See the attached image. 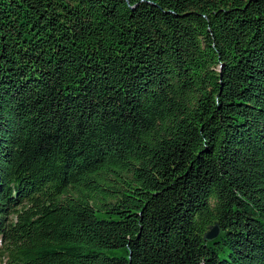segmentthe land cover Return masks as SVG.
Returning a JSON list of instances; mask_svg holds the SVG:
<instances>
[{"label":"trees","instance_id":"16d2710c","mask_svg":"<svg viewBox=\"0 0 264 264\" xmlns=\"http://www.w3.org/2000/svg\"><path fill=\"white\" fill-rule=\"evenodd\" d=\"M0 262L264 264V0H0Z\"/></svg>","mask_w":264,"mask_h":264},{"label":"water","instance_id":"95a60500","mask_svg":"<svg viewBox=\"0 0 264 264\" xmlns=\"http://www.w3.org/2000/svg\"><path fill=\"white\" fill-rule=\"evenodd\" d=\"M218 235V228L216 226H213L205 235V241H212L214 240Z\"/></svg>","mask_w":264,"mask_h":264},{"label":"rangeland","instance_id":"374dc122","mask_svg":"<svg viewBox=\"0 0 264 264\" xmlns=\"http://www.w3.org/2000/svg\"><path fill=\"white\" fill-rule=\"evenodd\" d=\"M108 253L109 254H111V253H117V251H109ZM0 264H1V262H0Z\"/></svg>","mask_w":264,"mask_h":264}]
</instances>
